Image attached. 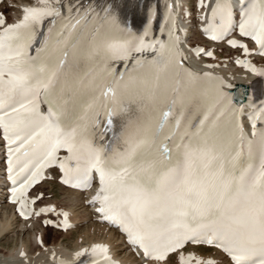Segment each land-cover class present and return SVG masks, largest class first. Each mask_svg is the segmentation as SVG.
Returning <instances> with one entry per match:
<instances>
[{
    "label": "snow or ice",
    "instance_id": "6c2138e0",
    "mask_svg": "<svg viewBox=\"0 0 264 264\" xmlns=\"http://www.w3.org/2000/svg\"><path fill=\"white\" fill-rule=\"evenodd\" d=\"M197 7L209 39L238 28L264 57V0ZM165 9L159 37L158 5L140 0H34L13 23L0 16L8 202L25 220L54 211L30 210L43 195L30 190L58 167L65 185L97 183L88 201L97 222L115 228L142 264H264V100L243 89L238 98L236 85L192 68L173 5ZM228 43L252 55L247 44ZM236 63L264 77L251 61ZM109 251L94 244L76 257L114 264Z\"/></svg>",
    "mask_w": 264,
    "mask_h": 264
},
{
    "label": "bare ground",
    "instance_id": "6f19581e",
    "mask_svg": "<svg viewBox=\"0 0 264 264\" xmlns=\"http://www.w3.org/2000/svg\"><path fill=\"white\" fill-rule=\"evenodd\" d=\"M169 1L173 5L174 15L177 18V26L180 29L178 35L183 41L180 47L186 53L192 46L204 45L205 40L198 31L202 10L198 11L195 8V2L191 4L192 0ZM30 3H34V0H3V4L0 6L2 10V12L0 11V16H3L8 23H13L22 17V7ZM187 12L189 13L188 16H186ZM226 50L227 48L223 44L214 45V58L189 59L188 63L196 70L213 71L221 75L227 82L236 85V88L232 91L237 94L238 98L241 89L244 90L245 96H247L254 76L242 71L240 68L231 66V59L228 58L230 55H224ZM254 59L258 62V66L264 68V62L261 58L254 57ZM206 64H217L219 67L206 69L204 67ZM50 175L52 177L51 180L58 179V177L55 178V175L51 171L47 176ZM53 183L56 182L54 181ZM45 184L48 183L43 182L30 193V198H36L38 193H42L43 195L41 199L37 200L35 205H29V207L37 211L43 205H49V207L55 210L51 211L47 216H39L37 218L32 216L29 220H21L15 216L12 212V206L6 204L4 198L5 191L0 192V241L8 234L10 235V233L12 238H14L12 239L14 243H11V245L1 246L0 244V264H53L59 256L77 258V252L90 248L94 244L107 245L111 254L119 257L123 264H142L140 259L135 257L129 248L123 244V238L116 231L109 230L106 226L97 222L94 208L85 205V202L88 200L85 193H78L63 187V193L67 194V201H65V205H59L45 193ZM58 210L61 212L67 211L73 223V227L66 235L83 228L71 245L63 244L62 239L55 238V234L53 235V232L42 224L44 221L51 219L50 216H56ZM62 237L63 234L61 235ZM50 239L52 241L48 243ZM41 241H43L42 245ZM21 250L27 252L28 261L20 257L19 253ZM189 250H194L198 254H210L209 258L212 259L217 258L215 250L204 247H190ZM53 254L55 255L53 256Z\"/></svg>",
    "mask_w": 264,
    "mask_h": 264
},
{
    "label": "rangeland",
    "instance_id": "374dc122",
    "mask_svg": "<svg viewBox=\"0 0 264 264\" xmlns=\"http://www.w3.org/2000/svg\"><path fill=\"white\" fill-rule=\"evenodd\" d=\"M229 53L230 52L227 50V54H229ZM52 181L53 182L54 181L57 182V179H53L50 182H47L48 184H45V186H44L45 193H47L48 194V197H50V199L54 200L57 204H59V205H65V201H67L66 200V195L67 194H64L63 193V191H64L63 189L64 188L61 187V186L59 187L57 184H54ZM50 191H52V192H50ZM48 227H49L48 229H50V231L53 232V235L55 234L54 237L57 238V239H59V238L62 239L63 244H66V245H71V243H73L74 239L77 238L76 236H78L79 232L81 230H83V228H81L80 231H72V233L66 235V233H63V232H60V231L55 230L52 226H48ZM62 234H63V237L61 238V235ZM10 236H11V233H10V235L8 234L4 239H2L0 241L1 242L0 243L1 246L11 245V243H14V240H12L14 238H12V236L11 237ZM51 241L52 240L50 239L48 241V243H50Z\"/></svg>",
    "mask_w": 264,
    "mask_h": 264
}]
</instances>
